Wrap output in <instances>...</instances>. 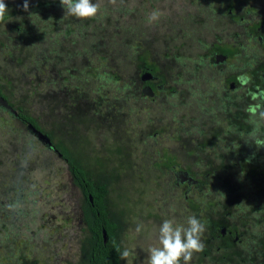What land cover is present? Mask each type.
<instances>
[{
    "label": "rangeland",
    "instance_id": "374dc122",
    "mask_svg": "<svg viewBox=\"0 0 264 264\" xmlns=\"http://www.w3.org/2000/svg\"><path fill=\"white\" fill-rule=\"evenodd\" d=\"M10 1L12 3L19 0H9L8 2ZM38 1L41 0H29V3ZM191 1L192 5L187 0L185 2L183 0H93L94 3L98 2L100 7L107 5L110 9L127 6L131 12L126 18L121 20L122 23L125 20L135 22L136 18H139L140 15H144L145 17L148 12L150 14L153 10L160 11L162 21H179V17L183 15L182 13H188L190 9L196 8V11H201L203 15L200 14L197 18L194 17V23L191 20L187 21L188 25L190 24L193 27L190 32L191 35L189 36L191 40H199L204 36L205 32L207 33V37L211 35L213 20L222 24L224 19L216 18V16L210 14L211 7L213 11H219V13L224 8L223 12H225V15H227L226 13L229 14L230 10H226L231 5L236 7V0ZM238 1H240L244 9L253 10L256 14H253L252 11L253 15L248 18L244 12L241 14L236 12L237 15L235 16L238 18L245 17V21L249 24L259 19L262 20L264 0ZM186 4L187 8L183 9V6ZM60 10L62 11L60 19L66 17L69 18L67 21L75 19L78 22V27L76 25L72 26L74 28L72 32L76 31L74 38L72 36L67 38L62 34L66 29V24H69L68 22L58 21L59 23L52 24L51 29L54 30L55 36L60 37V44L62 43L64 46V42L66 43V56H69L74 51L78 55L81 46H86V41L82 40L80 42L81 37L85 38L90 44L92 43L94 47L99 44V54H95L96 56L93 58L95 63L91 66V70L97 67V72L99 73L98 83L100 86L98 83L89 85V83L82 84L74 81H66L68 78L66 75L62 79V82L65 84V86L62 85L63 88H54V84H49V87V78L47 81L45 80L47 75L44 76L42 71L39 72L37 69L33 71L32 66L34 65L32 64V66L27 68H23L24 65H19L18 67L14 65L13 74L19 79H15L13 86H15L19 98H25V95H27V99L22 103L26 111L35 116L47 132L53 131L59 137L58 140L60 141L58 145L61 149L67 150L68 153L72 154V157L79 164H82L93 172L95 178L105 179L113 184L110 198L112 200V211H114V215L120 218V221L123 223L121 228L125 230L121 235L124 245L123 250L127 248L130 252V255L123 259V263L148 264L149 249L153 246H159L157 234H153L152 230L159 229L163 220L172 218L175 220L177 218L176 215L181 214V211L173 216L168 213L166 204L171 202L173 191H170L165 185L167 183L165 182V175L164 177H160L161 174L155 166L161 160L164 161L167 156L174 157L177 155L178 162L182 163L185 160V154L179 151L182 145L176 141L175 128L169 129L172 127H169L162 134L158 132V138L152 136L155 131L162 127L166 129L164 127L166 122L162 125L151 119L150 114H154V110L150 108L151 103L140 106V103H134L133 98L130 97V103L123 102L124 106L121 107L118 100H116L117 102L114 101L115 94L120 92V88L126 84L133 85L130 74L134 73L136 75L139 72V68L137 66L134 67L135 64H130V66L125 64L129 67H122L124 63H121V60H126L125 54L128 52L138 55L142 51L141 53L143 54L146 48L143 46V50L135 52V48L132 49V45H130L132 38H121V36H118L115 27L116 25H120L121 21H112L110 24L98 22L97 29L80 32L79 26H81V29H86V26L92 21V18L78 19L67 15L63 7ZM191 11L193 12V9ZM236 11L239 10L236 9ZM114 15L115 13H113ZM30 17L23 18L25 21H28L33 18L32 16ZM231 17L233 18L234 16L232 15ZM206 21H209L208 29L204 25ZM49 22L51 21L49 20ZM143 22L142 24L144 25L141 24L137 27V31L145 38L148 36V25L150 24L145 21ZM15 25V22L11 18L4 20L0 24V40H3L2 33L6 31V35L10 39L8 43H4V46L2 45L0 47L3 55H5L7 49H12L13 46L11 44L17 45L19 51L28 48V44L23 41L26 38L22 39L16 36ZM155 27L157 28L158 26ZM160 30L157 29V31ZM85 33L87 35H82ZM43 34L45 33L43 32ZM165 34L166 32H163L156 37H151V41L148 43V48L149 50L151 48L152 55H154L152 56V60L157 64L162 61V57L167 55L164 54L168 52V44L173 43V40ZM123 40L125 43H123ZM211 40H213V37ZM116 42L118 46L122 44L117 50L115 49ZM107 44L112 46L113 49H109ZM171 46H173V50L175 46L173 44ZM123 47H125V53H123L125 51L122 50ZM43 49H46V47H43ZM253 51L254 48L251 45L246 46L244 55L241 58L244 65H248ZM15 55H18V52L15 51ZM104 56L108 59H104ZM76 59L74 60L72 58V61L68 65L74 66ZM84 62L89 63L88 61ZM42 66L44 68L48 67L47 64ZM66 67L61 68L60 72ZM76 67L78 70L80 69V66L76 65ZM237 67L240 70L241 66L236 65L235 68ZM182 68L187 70L188 67L187 65H183ZM47 69V71L52 70L49 73L47 72V74L53 73L54 75H59V71L56 67L54 68L53 64H51V68L49 66ZM175 69H179L177 64ZM53 70L57 71L53 72ZM91 70L89 69L88 73ZM2 71L4 70L2 69ZM204 72L207 73V71ZM116 75L119 76L117 77ZM79 86L80 89L78 90ZM36 90L41 92L37 96L34 94ZM81 90L83 93H81L82 97L80 98L76 91L79 92ZM98 91L102 93L97 96L99 97L97 100L102 102H99L100 104L97 106V103L94 101L96 94L93 93ZM64 95H68L65 98V103L62 102V96ZM107 97L111 103H114L112 104V110H108L110 105L106 103L107 100L105 99ZM188 103L189 107L196 108L197 115H201L198 95L193 96ZM120 109L124 110L122 112L120 111L121 116L119 117L118 111ZM257 112L258 109H256ZM3 115L0 116L1 119ZM8 118L9 116L5 115L4 124H0V127L3 128L0 129V176L6 178L13 175L14 178L10 190L11 194H9L10 197L8 195L5 199L7 201H11L12 199L13 202L17 203L15 197L21 195L29 203L21 204L19 202V204L32 213L25 217L19 215L20 217L17 220L21 217L23 218L15 221L16 224L21 225L20 232L28 228L25 232L19 234L18 242L21 241L20 244H22L25 241H29V239L33 241V236H36L41 231L42 233L38 240L43 237V239L51 240L52 245L48 249H45L44 252L41 251V259L38 264H69L77 262L84 239V234L79 225V213L83 196L72 179L69 165L66 160L54 154V152L44 150L43 147L41 148L37 145L33 147L27 144L26 140L21 139L16 131L17 126L20 124L13 118ZM153 123H157L156 126H153ZM171 123L172 121L168 125ZM148 129H150L149 132H147ZM170 130L175 132L170 133ZM148 133L150 135H147ZM192 146V143L188 145V147ZM41 150L43 151L41 152ZM205 155L208 157L209 165L211 154L210 152H205ZM191 162H195V160ZM220 165L221 163L216 159L212 164L210 163L211 167L217 168L218 170ZM210 170L208 168V171ZM212 171L215 170H211V173L207 174L209 181L215 180L221 175V172L212 173ZM205 173L206 171H204ZM2 178H0L1 187H3L2 183L5 185L4 179ZM229 179L233 181L232 177H229ZM15 180L18 182L14 183ZM172 190L175 191V189ZM178 191L180 194V188ZM203 191L205 193L206 190ZM174 193L176 195V192ZM198 193L200 196L198 194L194 196L190 195L191 199L200 197V199L204 200L202 195L204 193H201L200 189ZM202 200L200 202L203 204L205 201ZM178 205L179 203L176 202L175 206ZM130 209H133V212ZM33 216L35 218L32 220ZM141 222L143 228L137 233L135 231L136 226ZM175 222L178 225H185L181 219L175 220ZM20 261H23V259Z\"/></svg>",
    "mask_w": 264,
    "mask_h": 264
},
{
    "label": "trees",
    "instance_id": "16d2710c",
    "mask_svg": "<svg viewBox=\"0 0 264 264\" xmlns=\"http://www.w3.org/2000/svg\"><path fill=\"white\" fill-rule=\"evenodd\" d=\"M9 0H5V3L8 7V11L5 12L4 16L0 18V24L4 22V20L11 18L13 22H15L16 36L19 38H26L23 39L25 43L28 44L27 49H23L19 51L17 49V45L11 44L13 47L12 49H5L6 53L3 55L2 50H0V99L7 102L8 106H5L1 104L0 101V116L2 114L3 118L0 120V124H4V116H9L8 119L13 118L15 121H17L20 125L17 126V133L19 134L20 138L23 140H26V143L31 146H39L43 147L44 150H47L49 152H54V154H57L59 157L62 155L64 160L67 161L70 169V174L72 176V179L75 183V185L80 189L82 193V204L81 209L79 213V225L80 229L82 230L84 234V239L81 244L80 248V255L77 260V262H72L69 264H123V259L121 258L120 253L123 251L124 245L122 243L121 235L125 232V230L121 228L122 222L120 221V218L117 215H114V211H112V200L111 198V191L113 188V184L105 179H99L95 178V175L93 172L88 170L85 166L82 164H79L77 160H75L72 157V154L68 153V151L63 150L59 147L58 140L59 137L56 136V134L53 131L47 132L43 127L42 124L39 123L38 119L31 115L28 111H26L25 106L22 105V103L27 99V95H25V98H19L18 93H16L15 86L13 84L15 83L16 77L13 74V67L14 65H24L23 68H27L29 66H32L33 71L38 70L39 72L42 71L43 75L46 76L45 80L48 79V86L50 87L51 84H54V88H63L64 86L62 79L57 74H47V71L51 64L54 65V68L56 67L57 70L60 72L61 68H64L65 66H68L70 62L72 61V58L79 64L76 63V65L80 66V69L78 70L79 75L76 76L75 74L72 75V77L67 78L68 81H74L79 82L82 84H88L93 85L94 83H98L99 81V73L97 72V67L95 69L91 70V66L95 63L94 56L98 55V45H92L90 44L85 38L81 37L80 42L86 41V46H81L79 49L78 55L76 54V51H74L69 56H66V43L64 42V46L62 43L60 44V37L55 36L54 30H52V24L53 23H59V22H68L69 24H66L65 31L62 32L63 36H66L67 38H74V33L72 32L74 28L73 25H76L78 27V22L75 19H71L70 21H67L69 18H62L60 19V16L62 15V6L60 4V0H41L38 2H30L29 3V10L23 11L22 7H20L23 3V0H19L17 2H8ZM188 2V0H187ZM240 1L236 0V6L240 5ZM238 3V5H237ZM9 6H11L9 8ZM187 8V4L183 6V9ZM212 10V7L210 8ZM234 9V10H233ZM236 7L230 6L228 10H233L235 13ZM224 10V8H223ZM250 11V12H249ZM253 11V10H252ZM249 9H244L245 15H253L256 14L253 11ZM131 10L127 6H120L115 9H110L107 5L101 6L99 8L98 14L92 18L88 23V26H86V29H81V26H79L80 32H86L89 29H97L98 22L100 23H112L115 21H121L123 18H126L127 15ZM199 15L201 11H198ZM213 11H210L212 13ZM215 13H218L219 15H225V12L220 11H214ZM113 13L115 15L113 16ZM149 14V12H148ZM140 15L139 18H136L135 22H128L124 21L120 25H116L115 30L118 34V36L121 38H132L130 41V45H132V49L135 50V52H140L142 47L144 46L145 53H126V60H121V63H124L122 67H129L130 64H135L134 67L137 66V68L142 69L144 72H152L157 77H159L158 85H163V88L159 89L158 91L160 93V101L159 105L160 108H157V112L154 111V114H150V117L152 120H154L153 117H157L158 115L160 124L163 125L165 123L164 127L166 129H163V127L156 132H166L169 127V129L175 128L176 130V140L177 143L180 142L182 147L179 148V151L185 154V160L181 163L178 162L177 155L174 157L167 156L164 161H160L155 167L159 170L161 176L160 177H166L165 185L172 189H177V186L175 185V182H181V180H184V184H189V180L187 179L188 176L192 177L194 180H198L200 182L203 181L201 178L204 177V175L207 173H211V170L208 171V157L205 155V152H210V161L209 164L213 163L216 159L217 161H220L223 168L228 169L226 171V177L224 180H227V183H230L229 177H232L235 179L236 182L240 181L239 184L242 185V187L248 185V183H253L254 185H264L263 177V167L262 159L260 160V150L258 151H251L250 156H246V152L242 151L241 155L238 156V160L233 162H229L231 159L225 158V153H228V150L231 149L230 146H233L234 144L240 145V149L243 148L245 150L247 147L245 146L250 142V144L253 146L255 145L253 136L255 134V139L257 135H261L264 132V120L263 122L258 121L259 116L256 115H250L251 117H256V122L252 123L251 118L247 119L245 117V113L242 115L244 118V121L238 124L237 126L240 127L239 133L237 131L239 128H236V123H233L232 118H234V115L229 113L227 109H222L224 106H229L228 102L226 100L213 103V107H215V104L217 103L219 105V112L215 116L212 115L211 121L215 120L216 118L220 119L221 121H217L216 123L219 124L221 128L224 129L225 132H228L229 134L233 133L232 137L235 136V134L239 135L238 141L229 140V141H216L213 138L208 137V133L205 128L208 127L206 114L205 120H203L202 115H197L196 108L193 109L192 107L188 106V102L191 101L190 96L191 95H200L198 90H196L193 93H187V88L194 87L196 85H202L206 88L205 94H211L215 91V82L213 80L212 76H209L208 73H197L198 71L204 70L205 67H208L207 64L203 63L202 60L205 58L207 54H211L212 49H215L216 52H221L223 54H226L231 57H236V60L234 62H229L228 66L225 65L226 69L229 72H232L233 74L235 71H239V67L235 68V66L238 64L241 67L243 66V69L245 67L250 68V65H244L242 62V56L244 55V50L246 46L243 45L240 51V47L236 46L234 42L229 43L228 41H222L215 44V48L212 47V43L209 42V38L207 37V33L205 32L204 36L202 37V43L208 42L206 45V48H202V52H199L197 50H192L193 58L188 59L186 57H183L179 54L182 48H180L182 45L179 44V46L174 47V51H176L173 54L172 47H169V52L165 53V57H162V61L160 63H155L152 60V50L149 45L151 41V37H156L158 34H161L163 32H166V30L171 29L172 35H175L178 32V30L182 27L183 29H187V34L191 35L192 25H188L187 21L191 20L192 23H194L193 19L194 17L197 18L194 11L192 12L191 9L187 12L182 13L183 15L179 17V21L172 20L162 21V16L160 17L161 21L159 19L154 22H149L148 16L149 15ZM229 15L228 13H226ZM213 15V14H212ZM33 18L31 20L25 21L23 17H30ZM261 16V15H259ZM263 18L262 20L259 19V24H256L257 21H253L252 25L254 24L253 28L259 29L258 27H261L264 24V14H262ZM31 18V17H30ZM66 21H65V20ZM258 19V18H257ZM49 20L51 22H49ZM61 20V21H60ZM253 20V19H252ZM59 21V22H58ZM143 21L149 23L148 25V36L143 38L137 31V27H139ZM7 23V22H6ZM205 26L208 29L209 21L205 22ZM144 25V24H142ZM155 26H158L157 28ZM214 26V24H212ZM30 28V29H29ZM32 28V29H31ZM42 28V29H41ZM263 29L258 31L259 35H261L264 38V27ZM157 29H161L160 31H157ZM42 31V32H41ZM207 31V30H206ZM7 32V31H6ZM6 32L2 33L3 40H0V47L2 45L4 46V43H8V36L6 35ZM20 32V33H19ZM43 32L45 34H43ZM215 31H212L214 33ZM186 34V35H187ZM87 35V33L82 34ZM114 39V38H113ZM201 39V38H200ZM199 40H191V42L195 43ZM116 40V39H114ZM74 41V39H73ZM75 43V42H74ZM89 43V44H88ZM123 43L124 40H123ZM146 43V44H145ZM116 50L118 47V43L116 42ZM109 49H113L112 46L108 45ZM43 47H46V49H43ZM86 47V48H84ZM4 48V47H3ZM8 48V47H5ZM164 50V48L162 47ZM4 50V52H5ZM122 50H125V47L122 48ZM219 50V51H218ZM15 51L18 52V55H15ZM149 51V52H148ZM43 52V53H40ZM126 50L123 52L125 53ZM164 53V52H163ZM202 53H204L202 55ZM96 54V55H95ZM195 55V56H194ZM64 56V58H63ZM44 58V59H42ZM100 58V57H99ZM104 59H108L107 57H103ZM255 58V56L253 57ZM252 58V59H253ZM101 59V58H100ZM251 59V60H252ZM67 60V61H66ZM42 61H44L42 63ZM84 61H88L84 62ZM189 61V62H187ZM15 62V64H14ZM186 62L185 65H187V71L183 73V76L178 75L179 72L176 73L175 65L182 64ZM84 63V64H83ZM32 64V65H31ZM47 64L48 67H43L42 65ZM128 64V65H125ZM184 65V66H185ZM76 67V66H75ZM240 67V68H241ZM2 69L4 71H2ZM47 69V70H46ZM91 70L88 73V70ZM57 70H53L57 71ZM77 71V67L75 69ZM182 71V70H181ZM149 72V73H150ZM67 74V72L65 71ZM117 77L119 75H116ZM20 79L21 76L19 75ZM51 77V78H50ZM180 77V78H179ZM35 78V77H34ZM130 78L133 85H124L122 88H120V92H117L114 97V101L118 100L119 105L123 107V102H127V104L130 103L129 98H133L134 103H140V106H143L147 101L146 97L144 96V93L141 92L140 87L138 86V80L135 77L134 73L130 74ZM204 78V79H203ZM237 76L233 75L231 79H236ZM245 78L247 80H244L243 83H248L247 87L251 88V91L253 92L252 88H256L259 83H256V81H253L251 75H245ZM19 79V78H18ZM66 80V81H67ZM203 80V81H202ZM202 81V82H201ZM50 84V85H49ZM99 84V83H98ZM210 85V86H209ZM100 86V84H99ZM214 87V88H213ZM80 88V86L78 87ZM182 88H186L182 89ZM55 90V89H54ZM220 89H217L218 95H220ZM38 92L37 90L34 91V94L37 96ZM80 98L82 97L83 91L77 92ZM102 92L98 91L93 94H96V98L94 101L97 103V106L100 104L97 99L99 95H101ZM254 94V93H253ZM249 95V94H248ZM68 95L62 96V102L65 103V98ZM60 97V96H59ZM105 100L110 107L108 110H112L114 103L110 102V99L107 97ZM249 98H242L241 102L248 103ZM200 103V109L203 107L201 101L198 99ZM105 102V101H104ZM117 102V101H116ZM207 103V102H206ZM205 103V108H206ZM112 105V106H111ZM169 105L170 108H166ZM136 106V105H134ZM102 108V107H101ZM124 109H120L119 117L121 116V112ZM264 110V109H262ZM121 111V112H120ZM195 111V112H192ZM80 112V111H79ZM192 112V113H191ZM80 114V113H79ZM82 114V113H81ZM231 114V115H230ZM190 115V116H189ZM194 115V117H192ZM15 117V118H14ZM124 117V116H123ZM253 117V118H254ZM119 120V119H118ZM172 121L170 125L168 123ZM261 122V123H260ZM205 123V124H203ZM207 123V124H206ZM30 124H32L36 129L41 131L42 133L48 135L53 143V150L49 149V146L44 145L36 136V134L32 131L30 128ZM157 124V123H156ZM155 123H153V126H156ZM7 126V124H6ZM212 127H217V125H214ZM2 127H0L1 129ZM3 129V128H2ZM191 129V130H190ZM5 130V128H4ZM150 129L147 130L149 132ZM175 131L170 130V133H174ZM211 135V134H210ZM206 136V137H205ZM205 137V138H204ZM38 143H37V142ZM62 142V141H61ZM192 143V147H188L189 144ZM195 143V145H194ZM63 145V144H62ZM237 146V145H235ZM230 147V148H229ZM228 148V149H227ZM252 148V147H250ZM258 149V146H257ZM56 150L57 153L54 151ZM212 150V151H211ZM253 150V149H252ZM43 150H41L42 152ZM134 153L133 151H131ZM204 153V154H203ZM221 155H220V154ZM254 153V154H253ZM229 154V153H228ZM133 156V155H132ZM130 156V157H132ZM169 159V160H168ZM195 162H191L194 161ZM237 163V164H236ZM179 166V170L176 169L174 166ZM199 168V169H198ZM207 170L204 174V170ZM215 169V168H214ZM221 169V168H220ZM224 170V169H223ZM203 172V173H202ZM215 171H212L214 173ZM159 174V175H160ZM263 174V175H262ZM200 176V178H199ZM186 177V178H185ZM0 178H2L0 176ZM14 176L10 175L8 177H3L5 185L2 183V186L0 185V212L2 213V218L0 216V264H29V263H37L41 259V251L44 252L45 249H48L52 243L51 240L43 239L41 237L40 240H38L39 236L41 235V231L36 235L33 236V241L29 239V241H25L22 244H20L21 241L18 242V236L19 234L25 232H20V226L15 223L18 217L20 216H29L32 213L23 207L21 204H28L29 201H25V199L18 195L15 197L17 199V203L11 201H7L5 198L9 194H11V187H12V181ZM185 178V179H184ZM156 179V178H155ZM158 179V178H157ZM187 180V181H186ZM7 181V182H6ZM18 181L15 180L14 183H17ZM19 184V183H18ZM160 186V182H159ZM179 189V188H178ZM178 194V193H177ZM177 196V195H176ZM10 197V195L8 196ZM91 197L93 198V201L91 200ZM161 197V195H160ZM171 197L172 202H168V205L170 207V210H173L170 212V215L179 213L180 210V204L187 203L188 201L185 198V194H178L177 198ZM19 202L21 204H19ZM166 202V203H167ZM178 202L179 205L175 206V203ZM200 202V201H199ZM173 205V206H172ZM19 208V209H18ZM175 209V210H174ZM133 212V209H130ZM178 210V211H176ZM30 212V213H29ZM20 215V216H19ZM35 217H32V220ZM158 230V228H157ZM152 230L153 234H157L158 237V231ZM104 231L107 232V241H105ZM37 232V231H36ZM35 233V232H34ZM33 233V235H34ZM25 245V246H24ZM23 261H20L22 260Z\"/></svg>",
    "mask_w": 264,
    "mask_h": 264
},
{
    "label": "flooded vegetation",
    "instance_id": "af4514ba",
    "mask_svg": "<svg viewBox=\"0 0 264 264\" xmlns=\"http://www.w3.org/2000/svg\"><path fill=\"white\" fill-rule=\"evenodd\" d=\"M188 1L189 4L192 5V1ZM183 2H185V0H183ZM192 9L196 16L199 17L200 15L199 12L196 11L197 9ZM236 9L239 11H236ZM236 9L235 13L233 10H230V15H219L218 13H215L210 9V11H213L210 14H213L214 16H216V18H222L224 20L222 24H220L216 20H213L212 23L214 24V26L212 31L215 32L211 33L208 38L209 42L212 43L213 48H215V44L221 42L220 40L228 41L229 43L234 42L236 46H238V48L240 47V51L242 50L241 47L244 44L251 45V47L254 48L251 57L253 58L255 56V58H251L252 60L248 62L250 68L247 65L248 67H245L243 69L242 66L239 71H235V73L233 74L232 72H229L224 68L225 65L228 66L229 62H234L236 60V57H231L221 53L219 50V52H216L215 49H212L213 52H211V54H207L202 60V62L207 64L208 67H205L204 70H200L197 73H203L204 71H207V73L209 72V76H212L215 82V91L211 94H205L207 87H204L203 84H199L194 87H189V89L187 88V93H193L196 90H198L197 92L200 93V95H198V93L197 95L198 99L203 105V107L201 108L202 118L204 117L203 120H205L206 118L207 120H209L211 119L213 114L215 116L218 114L219 105L216 103L215 107L212 106L213 103L216 102L215 100H217V102L226 100L228 102V105H230L224 106L222 107V109H227L229 113L234 115V118H232V120L234 124L236 123V128H239V130L237 131V133H239L240 127H238L237 125L244 121V118L242 117L244 113L245 117L247 119L251 118L252 123H254L256 122V117L253 118L250 116L253 115V110L256 111V109H258L259 112L264 109V38L259 35L258 32L263 29L262 27H264V24L261 27H258V30L253 28L254 24L252 25L247 23V21H245V17L238 18L237 16H235L237 15L236 12H238V14L244 12L242 4L236 6ZM220 11L222 13L223 9ZM232 15L234 16L233 18L231 17ZM246 17L250 18L251 15H246ZM159 21L161 20L159 19ZM205 24L206 23H204V25ZM256 24H259V21H257ZM171 31V29H168L166 30L165 34L173 40V43H170L167 46L168 52L171 44L176 46V48L180 44L182 45V47H180L182 49L179 54L188 59H192V50L202 52V48H206L208 42H191L186 28L183 29L181 27L176 33V37L175 35H172L173 33L171 34ZM212 37L213 40H211ZM175 52L176 51H174L173 48V54ZM159 53L162 54L161 52ZM203 54L204 53H202V55ZM76 63L77 62H75L74 66L68 65L64 70L59 72V76L61 77L62 75V78H65L66 75L68 78H70L73 74H76L78 76V69L77 71L75 70ZM183 64L185 65L186 62H184ZM182 66V64H178L179 69L176 70V73L179 72V76L180 74L181 76H183V73L188 72L187 70H184ZM65 71L67 72V74L65 73ZM149 72L150 71L144 72L142 71V69H139V72H137L135 77L138 80L137 87H140L139 89H141V92L144 93V96L147 99V102L145 104L148 105L151 103L150 108L157 112V108H160V93L158 91V88L162 89L163 85H158L157 83L159 82V77H157L152 72H150V74L152 75L150 77ZM147 75H149V77ZM233 75L237 76V78L234 80L231 79ZM245 75H251L253 81L259 83L256 88H252L253 92L251 91V88L247 87L248 83H243L244 80H247L245 78ZM79 89L80 88H78V90ZM182 89L186 90V88ZM217 89H220V95H218ZM193 96L194 95H191L190 99ZM254 96L255 99L253 98ZM242 98H249L248 103L243 101L241 102ZM209 99L210 101L208 102ZM205 103L206 108L204 106ZM1 104L8 106V103L3 100H1ZM152 105L154 106L153 108ZM170 106L171 105H169L168 107L166 106L167 110L168 108H170ZM205 114L206 118L204 116ZM156 116V118L153 117L154 121L159 122L160 117H158V115ZM192 117H194V115H192ZM218 120L221 121L220 119L216 118V121L209 120L207 122L208 124L212 122V124L208 125V127L205 128L208 133V137L210 136L209 138H213L216 141L223 142L229 140L238 141L239 135L235 134V136L232 137L233 133L229 134L228 132H225L224 129L221 128L218 123H216ZM258 121L263 122V120L261 119H258ZM214 125H217V127H212ZM147 135L150 134L148 133ZM152 136L154 138H158L159 133L156 132ZM252 136L255 145L252 146L250 142H248V144L245 145L247 148L243 150V148L240 149V145L238 146V144H234L233 146H230L231 149L228 150L229 154L225 153V158L231 159L229 162H233V160H238V156L241 155L242 151L246 152V156H250L251 151L260 150V160L262 159V164L264 165V144L256 143L257 139L264 141V132L261 135H257L256 139L255 134ZM49 149L53 150L50 147ZM54 151L57 153L56 150ZM60 157L63 158L62 155ZM174 167L179 170L178 165ZM222 167L223 166L220 165L221 169L219 168V170L217 168L214 169L210 166V164L208 165V167H206L209 169L213 168L212 170H215L216 173L221 172L220 177H217L215 180L209 181L206 173L204 177L201 176V178L203 179L202 182L194 180L192 177L188 176L187 179L189 180V184H184L185 181L181 180V182H175L177 190L175 188V191L170 190V188L168 187L170 191H173V198H177L179 194L178 188H180V193L185 194V198L188 200L186 201L188 202V204L183 203L185 201L180 204L179 210L181 211V214L176 215L177 218H175V220L181 219L182 222L186 225L187 217L195 215L205 225V231L201 237L204 243V250L202 252L195 253L189 264H264V185L261 186L256 184L254 185L253 183H248V185L242 187V185L239 184L240 181L236 182L234 179L233 181H230V183H227V180H224V178L226 177V171L228 169L223 168V170ZM262 167L264 173V166ZM204 171L207 170L205 169ZM208 174H210V172ZM262 177L264 181V176ZM199 189L201 193H204L203 190H206L205 193L202 194L204 200L200 199V197L191 199L190 195L194 196L195 194H198V196H200L198 193ZM174 192H176L177 196ZM201 200L205 202L202 204L201 202H199ZM169 205L166 204V207L168 206L171 208V206ZM170 208H167L168 213L173 211L170 210ZM173 215L175 214H172L171 216ZM0 216L1 218L3 216L1 212ZM181 264H183V261H181Z\"/></svg>",
    "mask_w": 264,
    "mask_h": 264
},
{
    "label": "clouds",
    "instance_id": "9594fccd",
    "mask_svg": "<svg viewBox=\"0 0 264 264\" xmlns=\"http://www.w3.org/2000/svg\"><path fill=\"white\" fill-rule=\"evenodd\" d=\"M61 6L67 15L78 19L94 18L99 11L100 5L93 0H60ZM23 11L29 10V0H23ZM8 7L5 0H0V18H2ZM161 16L159 10H153L149 16V22L157 21ZM255 99V96L253 97ZM253 110V115H256ZM261 120H264V110L258 112ZM256 143L264 144V141L257 139ZM143 224L138 223L135 231L139 233ZM205 231V225L195 215L187 217L186 225H178L174 219H165L158 229V244L149 249L148 264H189L195 253L204 250V243L201 239ZM121 258L130 255L126 248L121 253Z\"/></svg>",
    "mask_w": 264,
    "mask_h": 264
},
{
    "label": "water",
    "instance_id": "95a60500",
    "mask_svg": "<svg viewBox=\"0 0 264 264\" xmlns=\"http://www.w3.org/2000/svg\"><path fill=\"white\" fill-rule=\"evenodd\" d=\"M150 77L152 76L149 73ZM149 75H147L149 77ZM1 101V99H0ZM30 128L32 129V131L36 134L37 138L42 141L45 145L49 146L50 148L53 147V143L50 139V137L44 133H42L41 131H39L38 129H36L32 124L29 125ZM91 200L93 201V198L91 197ZM104 236H105V241H107V232L104 231Z\"/></svg>",
    "mask_w": 264,
    "mask_h": 264
}]
</instances>
